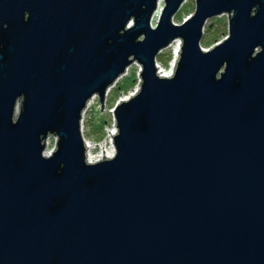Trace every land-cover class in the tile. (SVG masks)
Returning a JSON list of instances; mask_svg holds the SVG:
<instances>
[{
  "label": "water",
  "instance_id": "1",
  "mask_svg": "<svg viewBox=\"0 0 264 264\" xmlns=\"http://www.w3.org/2000/svg\"><path fill=\"white\" fill-rule=\"evenodd\" d=\"M184 1L0 0V264H264V0L174 24ZM133 64L114 154L89 164L82 114Z\"/></svg>",
  "mask_w": 264,
  "mask_h": 264
},
{
  "label": "rangeland",
  "instance_id": "2",
  "mask_svg": "<svg viewBox=\"0 0 264 264\" xmlns=\"http://www.w3.org/2000/svg\"><path fill=\"white\" fill-rule=\"evenodd\" d=\"M163 3L160 2L159 10L162 9ZM195 12V0H185L180 10L173 17V23L180 25L188 20ZM157 16L152 21L155 25ZM155 28V27H154ZM228 34V16L221 15L209 19L204 27V34L201 40V47L209 50L214 45L221 43ZM179 41V40H177ZM176 41L171 46L162 50L156 57V65L162 66L167 72H171V65L174 60V50ZM180 45L181 42L179 41ZM174 71V70H173ZM139 85V66L131 65L125 74L120 77L116 83L109 88L104 100V111H101L99 99L95 96L87 104L82 114L81 131L84 141L93 146L92 158H97L102 154V150H111L112 139L109 138V132L115 129L112 111L116 104L136 93ZM101 111V112H100ZM55 140L49 138L46 142L45 154L52 152ZM99 161V160H98Z\"/></svg>",
  "mask_w": 264,
  "mask_h": 264
},
{
  "label": "bare ground",
  "instance_id": "3",
  "mask_svg": "<svg viewBox=\"0 0 264 264\" xmlns=\"http://www.w3.org/2000/svg\"><path fill=\"white\" fill-rule=\"evenodd\" d=\"M175 44H176V46H175V50H174V60H173V63L171 65V67H172L171 72L168 73L167 70H165L162 66H160V65L157 66L158 74L160 76H162V77H171V75L173 73L174 65H175L176 60L178 59L179 52H180V43H179V41H176ZM108 91H107V93H108ZM107 93H106V95H107ZM126 99H124V100H126ZM114 134H115V129H113L111 132H109V138L112 139L111 135H114ZM85 145L87 147L86 152H87L88 163H92V162L97 161V160H102L103 157L111 158L113 156V154H114L113 148H111V150H107V151L106 150H102V154L99 157L92 158V156H93V153H92L93 146L90 145L87 141H86Z\"/></svg>",
  "mask_w": 264,
  "mask_h": 264
},
{
  "label": "built area",
  "instance_id": "4",
  "mask_svg": "<svg viewBox=\"0 0 264 264\" xmlns=\"http://www.w3.org/2000/svg\"><path fill=\"white\" fill-rule=\"evenodd\" d=\"M86 143V142H85ZM99 161H101V160H99ZM98 160L97 161H94V162H92V163H89V164H93V163H96V162H99Z\"/></svg>",
  "mask_w": 264,
  "mask_h": 264
}]
</instances>
